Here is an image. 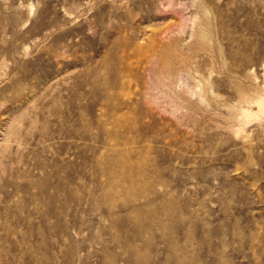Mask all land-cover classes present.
<instances>
[{"label":"rangeland","instance_id":"374dc122","mask_svg":"<svg viewBox=\"0 0 264 264\" xmlns=\"http://www.w3.org/2000/svg\"><path fill=\"white\" fill-rule=\"evenodd\" d=\"M0 264H264V0H0Z\"/></svg>","mask_w":264,"mask_h":264}]
</instances>
